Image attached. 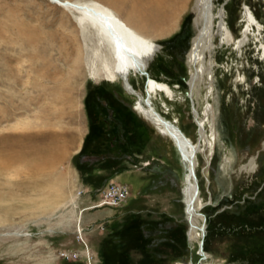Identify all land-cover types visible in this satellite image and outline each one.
Returning <instances> with one entry per match:
<instances>
[{
  "label": "rangeland",
  "instance_id": "1",
  "mask_svg": "<svg viewBox=\"0 0 264 264\" xmlns=\"http://www.w3.org/2000/svg\"><path fill=\"white\" fill-rule=\"evenodd\" d=\"M57 1L0 0V264H210L189 238L186 161L121 80L92 77L73 14ZM176 1L153 12L178 10L162 31L153 15L129 18L161 47L148 72L171 95L152 102L193 142L212 104L219 136L195 170L203 248L211 264H255L264 257V0ZM243 5L261 24L246 45L204 39L219 7L239 37ZM146 80L130 76L142 93ZM251 157L257 168L247 173Z\"/></svg>",
  "mask_w": 264,
  "mask_h": 264
},
{
  "label": "bare ground",
  "instance_id": "2",
  "mask_svg": "<svg viewBox=\"0 0 264 264\" xmlns=\"http://www.w3.org/2000/svg\"><path fill=\"white\" fill-rule=\"evenodd\" d=\"M103 1L111 2L113 6L118 8L126 6L125 11H127L128 16L121 17L118 9L112 5L105 4ZM136 1L129 3L128 0H58L57 2L73 14L79 41L81 40L84 44L82 48L90 52V66L93 69L92 77L101 76L112 83L121 80L123 87L137 97L134 103V109L137 113L150 122L161 136L171 140L177 151L179 149L180 157L182 156L187 163V175L182 192L190 222L189 238L199 243L198 254L201 259H206L211 264L213 255L209 251L204 250L201 240L205 234L206 224L204 223L205 218L200 213L204 203L198 187L195 170L199 165L197 155L204 154L206 149L212 152L219 136L214 127L213 106L207 101L201 109L196 119L198 137L195 142L188 138L178 127L171 125L157 113L152 102V94L160 92L168 96L171 95L170 88L165 83L153 79L148 72L150 61L157 56L161 47L148 33L142 32L143 30L141 31L138 26H134L129 18L135 22L141 21L142 18L146 20L153 15L154 11H159L163 3L162 0ZM178 1L175 3L178 4ZM213 1L211 0V2ZM175 12L172 15L162 17L159 15L160 12H157L158 15L154 13L153 16L158 19L150 20L151 27L162 31L160 29L161 26L167 23L166 21H172L176 17L178 10ZM223 12V8L219 7L216 12L209 13L204 39H210L213 35H216L219 39V44L231 41L237 49H241L249 41L251 31L261 29V24L255 14L246 5H243L241 15L243 24L240 36L236 38L227 27ZM197 13L198 6L193 18L195 25H197L196 20H198ZM75 40H77V37L74 38ZM131 75L147 76L143 93L132 86L130 82ZM206 89L205 99H208L212 84H208ZM204 155L207 161L208 155ZM224 160L229 163L228 156L225 155ZM256 168L255 157H251L245 165L241 166V169H244L247 173H253Z\"/></svg>",
  "mask_w": 264,
  "mask_h": 264
},
{
  "label": "crops",
  "instance_id": "3",
  "mask_svg": "<svg viewBox=\"0 0 264 264\" xmlns=\"http://www.w3.org/2000/svg\"><path fill=\"white\" fill-rule=\"evenodd\" d=\"M174 21V20H173ZM171 22V21H170ZM255 264H264V257L257 259Z\"/></svg>",
  "mask_w": 264,
  "mask_h": 264
},
{
  "label": "water",
  "instance_id": "4",
  "mask_svg": "<svg viewBox=\"0 0 264 264\" xmlns=\"http://www.w3.org/2000/svg\"><path fill=\"white\" fill-rule=\"evenodd\" d=\"M183 202H184V204H185V201L183 200ZM185 206H186V204H185ZM185 210V209H184Z\"/></svg>",
  "mask_w": 264,
  "mask_h": 264
},
{
  "label": "trees",
  "instance_id": "5",
  "mask_svg": "<svg viewBox=\"0 0 264 264\" xmlns=\"http://www.w3.org/2000/svg\"><path fill=\"white\" fill-rule=\"evenodd\" d=\"M260 217V216H259Z\"/></svg>",
  "mask_w": 264,
  "mask_h": 264
}]
</instances>
